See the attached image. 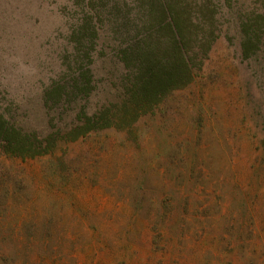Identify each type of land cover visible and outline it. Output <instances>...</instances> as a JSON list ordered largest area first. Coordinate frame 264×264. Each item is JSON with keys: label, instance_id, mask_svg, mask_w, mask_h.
Wrapping results in <instances>:
<instances>
[{"label": "rangeland", "instance_id": "rangeland-1", "mask_svg": "<svg viewBox=\"0 0 264 264\" xmlns=\"http://www.w3.org/2000/svg\"><path fill=\"white\" fill-rule=\"evenodd\" d=\"M72 13V0H0V103L23 125L47 120L39 94L61 69ZM233 53L221 39L199 73L205 105L192 135L184 104L158 120L142 116L135 131L64 135L42 155L0 147V264H264V197L256 217L239 163L248 140L264 144V119L256 98L246 94L239 110L226 78H215ZM96 67L103 79L108 65ZM185 144L204 169L177 187Z\"/></svg>", "mask_w": 264, "mask_h": 264}, {"label": "trees", "instance_id": "trees-1", "mask_svg": "<svg viewBox=\"0 0 264 264\" xmlns=\"http://www.w3.org/2000/svg\"><path fill=\"white\" fill-rule=\"evenodd\" d=\"M72 7L61 69L39 94L46 122L23 125L0 103V147L6 152L33 157L53 151L64 135L77 139L108 128L135 131L142 116L158 120L184 104L188 123H195L187 133L194 134L195 108L205 105V91L195 92L197 79L221 39L230 41L234 53L220 61L216 80L226 78L234 90L230 103L239 110L246 94L256 98L257 115L264 119V2L72 0ZM97 60L108 65L103 79ZM184 90L190 95L178 100L175 94ZM99 91L105 97L94 103ZM171 101L176 105L168 106ZM255 143L248 140L249 154L239 162L254 213L264 197V144ZM190 147L180 145L187 155L181 157L180 174L171 176L177 187L182 185L177 178L188 180L196 168L204 169L189 157ZM237 162L230 161L232 171Z\"/></svg>", "mask_w": 264, "mask_h": 264}]
</instances>
